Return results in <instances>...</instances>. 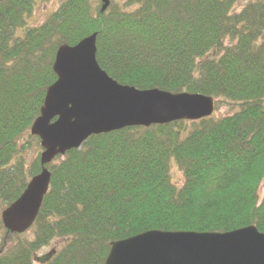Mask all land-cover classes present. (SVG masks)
<instances>
[{
	"label": "trees",
	"instance_id": "obj_1",
	"mask_svg": "<svg viewBox=\"0 0 264 264\" xmlns=\"http://www.w3.org/2000/svg\"><path fill=\"white\" fill-rule=\"evenodd\" d=\"M91 1L63 0L34 26L36 0L0 2V212L42 169L24 150L61 44L96 33L113 80L202 93L214 112L93 134L57 155L32 237L0 220V264H33L56 239L44 264H104L112 242L150 230L264 233V0Z\"/></svg>",
	"mask_w": 264,
	"mask_h": 264
},
{
	"label": "water",
	"instance_id": "obj_2",
	"mask_svg": "<svg viewBox=\"0 0 264 264\" xmlns=\"http://www.w3.org/2000/svg\"><path fill=\"white\" fill-rule=\"evenodd\" d=\"M101 1L103 11L109 1ZM96 38L92 33L74 45L61 44L56 51L52 65L56 80L46 89L30 127L43 149L42 169L1 211L8 232L22 234L33 225L49 187L50 171L45 165L78 148L89 136L131 126L199 120L214 111V99L202 93L140 90L116 82L98 66ZM54 253L52 249L35 260L44 264ZM104 264H264V233L254 225L229 232L150 230L112 242Z\"/></svg>",
	"mask_w": 264,
	"mask_h": 264
},
{
	"label": "rangeland",
	"instance_id": "obj_3",
	"mask_svg": "<svg viewBox=\"0 0 264 264\" xmlns=\"http://www.w3.org/2000/svg\"><path fill=\"white\" fill-rule=\"evenodd\" d=\"M63 0H47V1H43V0H36L33 11H32V15L29 19V24L27 25H38L40 23H42L51 12H53L56 8L59 7L60 3H62ZM119 2H122L123 0H118ZM247 1H251V0H238V7H240L241 5H243L245 2ZM91 3L93 4L92 6L95 7H99L100 5H102V1L101 0H92ZM226 107L221 108L218 112H216V114L221 115V114H225L227 111ZM30 131V129L28 130ZM34 136V135H32ZM37 137V136H35ZM33 137L31 139H28L26 137V139L29 140V142L27 143L28 145L26 146L25 150H24V154H26V161L29 162L31 159H33L34 157H38L40 159V154L42 152V148L40 146V140L38 138V140ZM178 171L176 169L173 170V180L177 181L178 179H175L178 177ZM261 190V193L263 191ZM0 220H1V212H0ZM2 224V221H1ZM29 230V229H28ZM25 233V232H24ZM2 234V229L0 228V235ZM26 236L28 238L32 237V232L31 231H26ZM63 239H56L53 240L48 246L43 247L42 249H40L37 253L36 256H41L42 254L47 253L48 251H50L53 248H58L62 245L63 243ZM33 264H40L38 263L36 260H34Z\"/></svg>",
	"mask_w": 264,
	"mask_h": 264
}]
</instances>
